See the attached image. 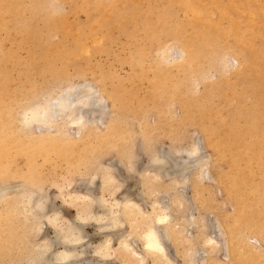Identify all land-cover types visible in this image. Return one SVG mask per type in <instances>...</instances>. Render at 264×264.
<instances>
[{"label":"rangeland","instance_id":"rangeland-1","mask_svg":"<svg viewBox=\"0 0 264 264\" xmlns=\"http://www.w3.org/2000/svg\"><path fill=\"white\" fill-rule=\"evenodd\" d=\"M69 85L105 100L102 120L81 132L78 145L26 151L40 130L19 123L22 111ZM0 127L10 135L0 143V187L9 188L8 201L34 183L61 221L71 220L78 208L63 199L84 193L94 174L93 211L99 197L122 201L126 194L144 214L169 205L171 225L185 234L165 238V264H189L188 247L196 249L190 264H264V0H0ZM61 130L74 135L72 127ZM14 144L22 147L15 151ZM192 146L198 153L183 186L175 174L156 179L151 154L185 156ZM106 167L115 180L104 186L97 168ZM4 208L0 264H20L40 237L28 234L16 214L3 215ZM120 214L110 258L93 256L95 263L132 264L118 247L124 237L143 254L141 241L126 236L131 223ZM89 220L87 252L109 231ZM45 234L55 236L50 227ZM207 235L215 246L203 243ZM144 264L153 263L145 257Z\"/></svg>","mask_w":264,"mask_h":264},{"label":"bare ground","instance_id":"bare-ground-1","mask_svg":"<svg viewBox=\"0 0 264 264\" xmlns=\"http://www.w3.org/2000/svg\"><path fill=\"white\" fill-rule=\"evenodd\" d=\"M139 1H141V0H139ZM185 6L187 8H190L188 6V4H185ZM197 11L198 10H196L195 12H197ZM77 12H79V11H77ZM75 16H76V14H75ZM88 18H89V16H88ZM152 18H154V17H152ZM73 23H74V21H73ZM65 25H67V24L65 23ZM167 44H169V43H167ZM180 50L182 51L181 54L184 55V50L183 49H180ZM248 66L250 67V65H248ZM92 90L93 89H90V88L74 87V86L69 85L66 88L60 89L55 95H52V93H51L52 96H48L45 99H43L39 102H36L33 105L25 108L21 113V121H19V123H21L22 126L27 127V128H29L31 125H33L34 127H37L40 130L39 131L40 133L31 134L34 137L32 138L33 140H31L29 142V144H27L28 147L26 148V151H31L33 153L46 154L51 150H53V151L54 150H61L62 148L68 149V147H72V145H74L76 143H77L76 145H78L79 144L78 141H80V139H81V135H80L81 132L84 129H87L91 125H93L94 121L102 120L103 114L107 109V104H106L105 100L103 98L99 97V95L97 96V93L96 92L94 93ZM26 114H27V119H26ZM60 121H62V123H63L60 125L61 128L68 126V127H72L74 129V135L73 136L62 132L63 130H61V128L59 127V123H58ZM29 134L30 133H28V135ZM51 135H57V136L51 137ZM6 138H10L9 133L8 132H4V133L0 132V143L2 142L3 139H6ZM61 139L63 141H60ZM20 147H22V146L21 145L16 146V144H14L15 151L19 150ZM4 151H5V146L3 144H0V154H2ZM197 153H198L197 147L194 148V146H192V148L184 151L185 156H181V154L178 155V153H174V152H165L163 150V151L158 152V153L155 152L153 155L151 154V158H149L150 159L149 165H151V167H153L151 169L153 170V172H154L153 175L156 176V179H159L160 177L159 178H157V177L160 175V173L163 174V172L166 175H169V174L174 175L175 174V175L180 177L179 179H182L180 181L177 180L175 182H178L182 185L183 183H185V180L187 179V176L189 175L188 173L190 172V167H192L191 165L194 162L191 159L196 157ZM131 154L130 153L128 154L129 157L132 156ZM196 160H198V159H196ZM10 162H11V160H10ZM200 163H202V162H200ZM202 164H200V165L203 166ZM133 165L134 164L126 165L127 171H130V172L133 171V169H134ZM201 168L203 169V171ZM201 168H199V169H201V171H199V172L207 173L206 168L204 169V166ZM68 171H69V175H70L69 178H71V176L74 174H72V173L70 174V170H68ZM71 171H74V170H71ZM97 171L101 172L100 178H101V182L103 183L104 186L108 185V184H114L115 176H113L114 174H112L113 173L112 171H114V170H112V168H111V170L108 169L107 167L106 168H97ZM155 176H154V178H155ZM94 177H95V175L92 174V177L87 179V184H85L83 186L84 189L86 190L84 193L83 192L82 193L71 192V193H69L70 195L68 196L67 199H63V201H66V202L67 201L70 202V200H74L73 201L75 204L74 207L78 208L73 219H71V220L67 219L66 220L65 218H63V221H61L62 216L60 215V212L56 208L49 206L48 193L46 191H44L42 188L36 187L35 186L36 184L33 183V181H34L33 178H31V180H30V182L33 184H31V186L28 185L27 188L26 187H23V189L21 188V190H19L20 188H18L19 192L17 193V198H14L10 201L7 200L9 198L6 195V193H7L6 191L9 188L5 184H4V186L2 185L0 187V204L3 203L5 205V208L2 210V212H4V214L3 213L2 214L3 215H5V214L7 215V214H11V213L16 214L17 216L20 217L19 221L28 227V229H27L28 234L33 235V236L38 235L40 237L39 238L38 236H36L35 239L37 240V237H38L40 240L38 242H36V240H35L36 243L31 244L29 249H27L25 251L24 256L20 260V262H21L20 264H96V263L99 264L98 262L95 263L93 260H91L92 259L91 257H93V256H98L102 259L107 260L111 256L112 238L114 236L115 237L117 236V238H118V236L120 235L119 233L117 234V232H114V231L118 229L117 226L120 227V224H122L124 222L121 220V217L119 216L120 213H124L123 214L124 217L129 221V223H131V231L129 234H126V236L128 235V236L136 237L138 239V241L140 240L141 244H142L141 247L143 250V254L135 251V249L131 245L133 243H131V244L129 243V241H131V240L128 241L127 240L128 238L124 237V239H121V240L119 239V242H118V244H119L118 247L120 248V251H122L123 256H126L127 259H130V262L132 264H144L145 257L151 259L153 264L169 263V262H167L169 260V257L167 254L168 250L165 246L166 242H164L165 238L166 237H170V238L174 237V239H175V238H177V236H175L176 233L185 234V233H183L185 231L184 230L185 228L183 229V232H182V230L179 228L180 225H178L177 223L176 224L174 223V225H171V222H170L171 218H170V214L168 212L169 205H162L163 207L166 206V207H164L165 209L164 208H157V206L155 208L153 206L150 214H146V213L144 214L140 210L139 205L136 202H134L133 200H130L126 194L125 195L126 197L124 196L123 198H120V199H122V201L121 200L120 201H116V200L113 201V199H112V201L110 202L107 199H105L104 197L101 199L99 197V201H97L95 203V206H96L95 210H96V208L100 207L103 209V210H101L103 212L97 213L95 210L93 211L94 206L92 204L94 203L93 202L94 198L91 197L93 195L92 190H93V186H94L93 185V183H94L93 178ZM64 178L66 179V177H64ZM69 178L67 176V179L65 182H68V183L72 182V180ZM72 178H73V176H72ZM96 179H97V177H96ZM150 179H152V178H150ZM60 185H62V184H60ZM147 185L149 187V184H147ZM32 186H35V188L37 190L32 189L31 188ZM116 186L117 185H114L115 188H116ZM152 186H154V185H152ZM61 188H60L61 191L68 188L67 184H66L65 189H63V187H61ZM63 192H65V191H63ZM180 194H182V192H180ZM180 194L178 196V199L177 198L175 199V200H177L176 204L178 203V205L179 204L182 205L183 201L185 202V199L182 200V198L180 197L181 196ZM110 195H112V194H110ZM60 197H62V196H60ZM65 197H67V196H65ZM155 204L161 206L158 203H155ZM173 204L175 205V203H173ZM185 205H186V203H185ZM185 205H183L181 208H183ZM92 206H93V208H92ZM181 211H183V209H181ZM184 211H186V210H184ZM184 211H183V213H185ZM191 212L192 211H190V213ZM107 214L110 215L111 217H108ZM191 216L192 215L190 214V217H189V219L187 218V220L185 218V220L187 221V224L192 222ZM5 219H7V218H5ZM89 219H92V222H94V223L95 222L98 223V225H99L98 229H103V231L106 229H109V231L108 230L106 231L105 238L95 246L93 251L91 249L90 252L88 251L89 252L88 253L87 248H86L88 246L85 247V245H87V244L84 245V242H87V241L85 239L86 237L84 236L86 234L84 233L85 231L83 230V228L85 226L86 221H90ZM105 220L111 221V223L108 222L109 223L108 224V223H106ZM184 223H185V221H184ZM176 225H178L177 228H179V230L176 229V227H175ZM46 227H50L51 229H53L54 235H55L54 238H48L47 237V235L45 234ZM138 227H140L139 231L137 230ZM148 230H151L156 234V237L160 242V246L163 249L162 252H159V251L153 252V251L148 250L145 247V241L142 239V237ZM99 231H101V230H99ZM121 234H123V233H121ZM183 237H184V242L190 241V240H188V238L186 236H183ZM203 237H204V235H203ZM136 238H131V239H132V241H135ZM180 238H177V239H180ZM177 239H176V241H177ZM181 240H183V239H181ZM246 240H247V242L249 241L248 239H246ZM216 242L217 241L214 239V237L213 236L211 237L210 235L208 237H205L203 240V243L206 244V246L208 245L209 248L212 245L215 246ZM125 244L127 245V247L124 246ZM243 245H244V243H243ZM250 247H251V245H250ZM187 249H188L187 250V253H188L187 260L189 261V264H190L196 259V256H195L196 255V249L194 247H188ZM20 251L22 253L23 250H20ZM11 262L12 261H10V264H12ZM185 262H187V261H185Z\"/></svg>","mask_w":264,"mask_h":264},{"label":"snow or ice","instance_id":"snow-or-ice-1","mask_svg":"<svg viewBox=\"0 0 264 264\" xmlns=\"http://www.w3.org/2000/svg\"><path fill=\"white\" fill-rule=\"evenodd\" d=\"M26 119H27V114H26ZM142 239L145 241V247L148 250L153 251V252H157V251L162 252L163 251V249L160 246V242L157 239L156 234L153 231L148 230L143 235ZM124 246L127 247L126 244Z\"/></svg>","mask_w":264,"mask_h":264}]
</instances>
